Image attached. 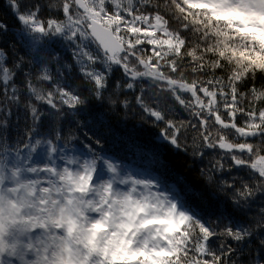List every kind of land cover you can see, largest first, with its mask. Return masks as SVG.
I'll use <instances>...</instances> for the list:
<instances>
[{"label": "snow or ice", "instance_id": "1", "mask_svg": "<svg viewBox=\"0 0 264 264\" xmlns=\"http://www.w3.org/2000/svg\"><path fill=\"white\" fill-rule=\"evenodd\" d=\"M8 10L20 27L0 19V264H264V0H8ZM52 40L71 56L42 46ZM168 99L196 122L170 119ZM133 105L174 148L187 151L191 128L194 154L223 150L204 191L138 178L101 154L109 113ZM19 108L31 124L10 144ZM64 124L92 131L87 152L60 148ZM42 144L44 162L33 158ZM234 168L247 178H215ZM196 195L216 197L214 218L190 209Z\"/></svg>", "mask_w": 264, "mask_h": 264}, {"label": "trees", "instance_id": "2", "mask_svg": "<svg viewBox=\"0 0 264 264\" xmlns=\"http://www.w3.org/2000/svg\"><path fill=\"white\" fill-rule=\"evenodd\" d=\"M0 19H4L13 32L20 27L18 22L10 14L8 10V0H0ZM56 48L61 55L65 57L71 56V49L67 47L66 43L59 40L48 41L47 45ZM94 47V45H93ZM23 55V49L21 50ZM218 75H222L219 71ZM77 73H73V79ZM114 79L123 80L125 77L121 71H116L113 76ZM264 77L259 75L255 79V83L259 85ZM79 81H77L78 83ZM145 89L147 96H152V82L140 81L138 82ZM75 87V84L73 85ZM81 87H83L81 85ZM129 100H132L138 92L134 90H124ZM186 98L190 94H183ZM95 104L96 102H92ZM167 111L169 118L174 121H193L196 122L195 117L190 110L185 109L172 99L167 100ZM261 105L258 103L257 107ZM16 113L12 117V122L9 129L11 139L9 143H15L20 138H23L25 132L31 124L30 119L25 118L23 108L14 109ZM241 117L238 115L237 123H241ZM108 127L102 129V134L105 137L103 141V152L101 153L105 158L110 157L113 162L118 163L123 170H131L136 173H148L152 170L169 182H174L176 188L179 190L188 189L189 192L200 193L205 190L207 186V174L212 168V163L218 159L223 150L220 149H202L203 156L194 154L197 151L196 146L191 139L195 135L194 129L189 128L187 135V151L174 148L163 136L161 130L164 128L163 122L154 121V118H149L147 114L133 105L131 110L117 109L113 113H109ZM98 127V126H97ZM218 127V126H217ZM71 130L76 139L67 141V136ZM95 130V128L93 129ZM38 131L42 137H50L51 132L48 125L45 123L39 126ZM64 139L59 142L60 148H63L65 153L69 156L79 155L81 152H87L86 145L89 144L90 139H94L92 131L88 127H76L72 124L63 125ZM99 134V133H98ZM39 138V137H37ZM231 138V137H230ZM96 151L100 152V146H95ZM46 154V145H41L34 154V160L42 161ZM160 163V164H159ZM228 163H231L229 160ZM215 178L231 179L232 177L245 176L243 169H233L230 173H215ZM188 206L197 215L205 219L214 218V212L217 208L218 201L216 197L206 196L201 198L199 195L189 196L186 198ZM261 202L258 199L253 203L250 210H248V217L253 218L259 210ZM255 247V245H249ZM243 258V257H242Z\"/></svg>", "mask_w": 264, "mask_h": 264}, {"label": "rangeland", "instance_id": "3", "mask_svg": "<svg viewBox=\"0 0 264 264\" xmlns=\"http://www.w3.org/2000/svg\"><path fill=\"white\" fill-rule=\"evenodd\" d=\"M149 49L151 48V46H147ZM46 156L47 154L44 155V158L42 159L41 162H44L46 160ZM106 159H111L110 157H107ZM113 160V159H112ZM57 163H60V161H57ZM160 164V163H159ZM126 172H131L133 175L137 176L138 178H153L155 177L157 180L160 181L161 185L164 187H169V186H174L176 188V185L174 182H169L164 178V175H160L159 173H156L152 170H149L148 173H136L134 171L131 170H124ZM108 173L105 170V178H107ZM177 189V188H176ZM178 190V189H177Z\"/></svg>", "mask_w": 264, "mask_h": 264}]
</instances>
